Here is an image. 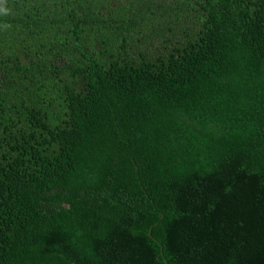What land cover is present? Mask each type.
I'll return each instance as SVG.
<instances>
[{"label":"trees","instance_id":"1","mask_svg":"<svg viewBox=\"0 0 264 264\" xmlns=\"http://www.w3.org/2000/svg\"><path fill=\"white\" fill-rule=\"evenodd\" d=\"M0 264H264V0H4Z\"/></svg>","mask_w":264,"mask_h":264},{"label":"clouds","instance_id":"2","mask_svg":"<svg viewBox=\"0 0 264 264\" xmlns=\"http://www.w3.org/2000/svg\"><path fill=\"white\" fill-rule=\"evenodd\" d=\"M3 5H4V0H0V15L7 14V9Z\"/></svg>","mask_w":264,"mask_h":264}]
</instances>
